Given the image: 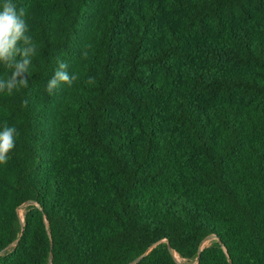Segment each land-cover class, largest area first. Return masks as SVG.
Wrapping results in <instances>:
<instances>
[{
    "label": "trees",
    "instance_id": "16d2710c",
    "mask_svg": "<svg viewBox=\"0 0 264 264\" xmlns=\"http://www.w3.org/2000/svg\"><path fill=\"white\" fill-rule=\"evenodd\" d=\"M13 3L38 52L0 93V264H264V0Z\"/></svg>",
    "mask_w": 264,
    "mask_h": 264
},
{
    "label": "clouds",
    "instance_id": "9594fccd",
    "mask_svg": "<svg viewBox=\"0 0 264 264\" xmlns=\"http://www.w3.org/2000/svg\"><path fill=\"white\" fill-rule=\"evenodd\" d=\"M25 16L23 7L17 9L13 0H4L0 8V65L10 70V75L0 78V93L7 95L28 86L27 74L38 52L37 43L28 34L29 26ZM87 55V50L82 52V57L86 58ZM69 67L67 62L58 61L54 75L47 82L46 91L49 95H54L62 84L71 87L77 81L78 74L70 73ZM87 82L92 83L93 80L89 78ZM18 135L17 128L9 126L5 121L3 130L0 131V164L8 162Z\"/></svg>",
    "mask_w": 264,
    "mask_h": 264
},
{
    "label": "rangeland",
    "instance_id": "374dc122",
    "mask_svg": "<svg viewBox=\"0 0 264 264\" xmlns=\"http://www.w3.org/2000/svg\"><path fill=\"white\" fill-rule=\"evenodd\" d=\"M24 214H25V206L22 207V208L20 209V215H21V217H22V220L24 219ZM212 241H213L212 239L207 240V241L202 245V249H204V248L210 246V245L212 244ZM176 258H177V260H178L181 264H193V263L188 262L187 260L181 259L179 256H176Z\"/></svg>",
    "mask_w": 264,
    "mask_h": 264
},
{
    "label": "water",
    "instance_id": "95a60500",
    "mask_svg": "<svg viewBox=\"0 0 264 264\" xmlns=\"http://www.w3.org/2000/svg\"><path fill=\"white\" fill-rule=\"evenodd\" d=\"M140 260H141V258L137 259L136 261H133V262L130 263V264H136V263H138ZM231 263H232V262H231Z\"/></svg>",
    "mask_w": 264,
    "mask_h": 264
},
{
    "label": "bare ground",
    "instance_id": "6f19581e",
    "mask_svg": "<svg viewBox=\"0 0 264 264\" xmlns=\"http://www.w3.org/2000/svg\"><path fill=\"white\" fill-rule=\"evenodd\" d=\"M176 256H179V255L176 254Z\"/></svg>",
    "mask_w": 264,
    "mask_h": 264
}]
</instances>
